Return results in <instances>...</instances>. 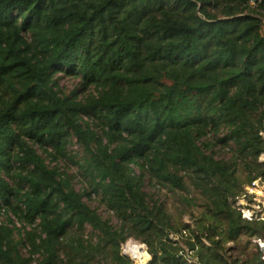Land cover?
I'll use <instances>...</instances> for the list:
<instances>
[{
    "label": "trees",
    "instance_id": "obj_1",
    "mask_svg": "<svg viewBox=\"0 0 264 264\" xmlns=\"http://www.w3.org/2000/svg\"><path fill=\"white\" fill-rule=\"evenodd\" d=\"M262 132L264 0H0V264H132L129 238L149 264H187L170 236L190 225L147 182L188 181L205 198L184 240L201 263L264 264L225 248L264 236L234 204L264 182Z\"/></svg>",
    "mask_w": 264,
    "mask_h": 264
},
{
    "label": "rangeland",
    "instance_id": "obj_2",
    "mask_svg": "<svg viewBox=\"0 0 264 264\" xmlns=\"http://www.w3.org/2000/svg\"><path fill=\"white\" fill-rule=\"evenodd\" d=\"M60 86L65 89L67 92H71L75 89H80V82L78 79L73 77L64 76L59 79ZM92 92V90L85 91L81 90L80 97H84L87 94ZM264 136V133H262ZM219 150L218 157L219 158H228L231 156V152L227 148H217ZM71 150L73 153H79L81 154V148L80 146L74 141L73 146L71 147ZM261 160H264V154L260 157ZM60 166L65 169L66 171L70 172L71 174L75 175V184L76 187L79 190L86 189L88 187V182L84 178V176L79 172L78 167L76 165H73L71 162L67 160H60L59 161ZM242 177H244V174H240ZM147 191L154 195V198L159 200L160 202H164L166 205V208L169 212V214L175 219V222H183L190 225L189 229H186V234L183 233V230L180 233H173V235L177 236L179 238L178 243H184L185 239L191 238V231L192 229L196 230L197 226V220L202 217V213L205 209L204 203L205 198L204 196L199 193L198 190L194 188L193 185L190 184V182H187V189L184 191L181 190H170L167 187H161L159 185H156L153 182H147ZM256 196L258 197L257 203L261 204V206L264 207V184H260V188L256 190ZM262 196V198H261ZM190 201V202H189ZM92 207L97 208L98 212L104 216L105 218H110L113 223H117V219L113 215L112 211L108 210L106 205H104L101 202V198L99 196H92L91 200ZM17 225H20L17 223ZM85 238H92L94 241L97 240V237L95 236V232L91 229L90 226L87 227V230L85 232ZM134 239V238H133ZM192 240H194L192 238ZM139 242H142L140 240H137ZM185 244V243H184ZM247 248L248 252H252V244L248 243V239L246 237H243L242 240L238 243L235 242H229L225 245L226 251L229 248H233L234 250H231L228 252V255H233V258H237L241 256L240 252L243 247ZM197 250V249H196ZM194 258L199 257L194 254L192 255ZM201 262V260L199 259ZM147 263V262H146ZM101 264H107V261H103Z\"/></svg>",
    "mask_w": 264,
    "mask_h": 264
},
{
    "label": "built area",
    "instance_id": "obj_3",
    "mask_svg": "<svg viewBox=\"0 0 264 264\" xmlns=\"http://www.w3.org/2000/svg\"><path fill=\"white\" fill-rule=\"evenodd\" d=\"M261 183L264 184L261 179L253 181L250 185H247L245 187V191L235 199V206L241 211L242 217L249 221L264 220V207L261 206L259 202L257 203L258 197L256 196V190L260 188ZM183 233L186 234V229L183 230ZM170 237L176 242L179 241V238L173 234ZM204 241L206 245H211L206 239H204ZM250 241L252 245L259 250L262 259H264V236H253ZM184 243H178L181 247L179 250V256L184 257L187 264H202L198 258L196 259L192 256L195 250L191 249L187 243ZM144 252L150 257L146 263L149 264L151 255L149 254L147 244L139 242L136 239L129 238L121 246V254L130 258L132 264H142Z\"/></svg>",
    "mask_w": 264,
    "mask_h": 264
},
{
    "label": "bare ground",
    "instance_id": "obj_4",
    "mask_svg": "<svg viewBox=\"0 0 264 264\" xmlns=\"http://www.w3.org/2000/svg\"><path fill=\"white\" fill-rule=\"evenodd\" d=\"M143 257H147V254L144 252ZM148 261V260H147ZM142 264H145V260H142Z\"/></svg>",
    "mask_w": 264,
    "mask_h": 264
},
{
    "label": "crops",
    "instance_id": "obj_5",
    "mask_svg": "<svg viewBox=\"0 0 264 264\" xmlns=\"http://www.w3.org/2000/svg\"><path fill=\"white\" fill-rule=\"evenodd\" d=\"M261 198H262V196H261ZM259 201V200H258ZM260 201H262V203H264V201L263 200H260ZM261 205V204H260Z\"/></svg>",
    "mask_w": 264,
    "mask_h": 264
}]
</instances>
